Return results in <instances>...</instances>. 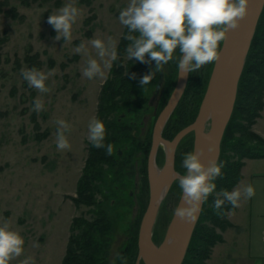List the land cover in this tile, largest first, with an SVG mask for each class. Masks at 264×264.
Instances as JSON below:
<instances>
[{
    "label": "rangeland",
    "instance_id": "obj_1",
    "mask_svg": "<svg viewBox=\"0 0 264 264\" xmlns=\"http://www.w3.org/2000/svg\"><path fill=\"white\" fill-rule=\"evenodd\" d=\"M65 2L0 0V221L8 220L25 237L24 252L10 264H20L26 256L33 257L34 264H61L73 218L91 220L97 216L92 205H77L72 200L91 143L88 122L97 116L101 89L112 77V64L139 61L127 56L129 40L126 39L125 47L120 45L126 26L119 21V11L128 0H76L82 12L73 24L70 40L56 39V30L48 21V16ZM97 36L106 41L112 38L118 59L104 69V76L88 78L83 74L88 57H96L102 66L106 58L99 57L90 43L86 53L75 49L82 41L88 42ZM213 64L211 61L189 73L185 90L163 127L165 138L172 139L195 119ZM32 66L45 72L51 70L48 92L41 93L24 79L22 70ZM178 70L175 60L170 61L164 70L156 72L149 85L141 84L135 103L102 118L107 121L105 126L121 119L126 127L121 141L112 146L113 163L101 165L98 178L94 179L98 186L95 199L99 201L103 197L100 188L111 191L109 197L113 199L110 208L113 227L107 235L105 264H136L140 222L149 199L147 162L151 143L147 140L152 139L158 116L154 114L155 108L158 106L159 112L166 104ZM161 72L159 100L150 104ZM137 82L140 84L139 79ZM37 96L44 101V108L39 112L33 109ZM164 97L161 105L160 99ZM58 118L71 125L67 132L70 148H57ZM253 125L252 131L256 133ZM193 139L190 132L177 145L178 174L186 171L182 166L183 153L193 150ZM161 146L155 157L158 169L165 161V148ZM227 153L237 159L232 150L228 149ZM245 159L249 158H242L243 163ZM181 191L175 179L159 204L152 234L157 244L165 236ZM223 231H218L221 236ZM78 233L79 229L73 231L75 236ZM134 240L136 246H133ZM127 248L134 251L131 260L127 258Z\"/></svg>",
    "mask_w": 264,
    "mask_h": 264
},
{
    "label": "clouds",
    "instance_id": "obj_2",
    "mask_svg": "<svg viewBox=\"0 0 264 264\" xmlns=\"http://www.w3.org/2000/svg\"><path fill=\"white\" fill-rule=\"evenodd\" d=\"M250 0H128L119 11V21L127 26L126 46L129 59L149 64L155 60V67L140 77V83L149 85L158 70L163 69L170 61L175 60L179 74H187L200 69L203 65L217 61L221 55L220 43L226 39L230 28L238 27L241 19L249 11ZM82 10L76 0H67L56 12L48 16V21L56 30V39L72 38L73 24L81 16ZM90 43L97 54L104 59L103 66L94 56H89L83 68L88 78L104 76V69L118 59V51L111 37L107 41L102 37H93L88 42L82 41L76 46L77 52H87ZM174 53H176L174 55ZM147 54V55H146ZM23 77L33 88L41 93L48 92L47 83L51 70L35 66L22 70ZM133 76L136 74L133 73ZM44 108L43 98H34L33 109L37 112ZM56 145L58 149L70 148L67 132L71 130L69 122L63 118L57 120ZM89 140L96 147H106L112 153V144L105 145L106 126L98 116L88 122ZM213 149V146H209ZM205 148L189 150L183 153L182 166L186 170L175 179L182 189V200L175 208V215L182 220L195 222L201 210V204L207 200L216 188V177L222 175L223 162L201 158ZM252 183L237 185L233 189H221L214 201V207L222 210L225 203L239 206L242 199L255 195ZM25 237L14 228L8 220L0 221V264L10 261L24 252ZM147 264L145 257L139 255L136 264ZM20 264H34V258L26 256Z\"/></svg>",
    "mask_w": 264,
    "mask_h": 264
},
{
    "label": "trees",
    "instance_id": "obj_3",
    "mask_svg": "<svg viewBox=\"0 0 264 264\" xmlns=\"http://www.w3.org/2000/svg\"><path fill=\"white\" fill-rule=\"evenodd\" d=\"M127 32L128 28L126 26L121 39V47H125L128 43L126 40ZM122 51L124 50H120L121 54L123 53ZM154 67L155 60L151 64L142 61H130L128 64H117L115 66L113 63L111 66L112 77L107 79L101 89L97 116L102 119L104 115L106 117L110 113L121 110L124 105L130 107L135 103L142 87L141 83H136V81L140 80V77L145 72L150 71ZM133 73L136 75L133 76ZM132 98L135 100L132 101ZM160 100L162 105L165 97ZM263 107L264 7L239 79L234 109L222 138L218 159L223 162L222 175L216 177L217 188L209 194L207 200L203 201L201 214L182 264H205V261L210 256L212 247L222 241V236L218 231H223L230 226L226 219V214L235 207L225 203L222 206V210H217L214 207V201L221 189L227 188L231 190L241 178L242 158L264 157V141L252 131V125L260 116ZM124 110L122 109V111ZM119 120L115 119L111 124L107 123L106 130L108 129V131L105 136V145L111 143L113 146L116 141H121V136L124 131L126 132V127L121 124V119ZM103 121L105 120L103 119ZM237 132L239 136H235ZM150 141L151 138H148L147 142L149 143ZM228 149L237 155V159L227 153ZM113 158H115L114 154H108L106 147H96L90 143L85 167L77 184L76 196L72 200L77 205H92L97 216L91 220H84L82 217L73 218L71 234L68 238L66 252L61 264L106 263L104 256L107 241H109L107 235L113 227V220L110 216L113 199L109 197L111 191H105L103 188L99 189L103 197L99 201L95 199V190L98 186L95 184L94 179L98 178L100 166L106 163L112 164ZM75 229H79V233L76 236L73 235ZM135 241L133 246H136ZM133 253L134 251L132 250L127 251L129 260H131Z\"/></svg>",
    "mask_w": 264,
    "mask_h": 264
},
{
    "label": "water",
    "instance_id": "obj_4",
    "mask_svg": "<svg viewBox=\"0 0 264 264\" xmlns=\"http://www.w3.org/2000/svg\"><path fill=\"white\" fill-rule=\"evenodd\" d=\"M263 7L264 0H250L248 14L241 19L238 27L228 30L226 39L220 46L221 55L217 61H214L195 119L180 129L172 139L163 137V127L181 98L189 75V73L179 74L178 70L174 88L155 120L147 162L149 199L140 222L138 240V256L143 255L147 264L183 263L203 202L195 222L182 220L175 215L174 210L163 240L157 244L152 237L159 204L178 175L175 169L176 148L185 135L193 132V150L205 148L201 157L205 163L213 158L219 159L224 131L234 109L239 79ZM162 79L161 72L150 104H153L159 96ZM159 145L165 148V161L156 174L155 157ZM210 145L213 149L209 148ZM181 198L182 191L177 206L185 202Z\"/></svg>",
    "mask_w": 264,
    "mask_h": 264
},
{
    "label": "crops",
    "instance_id": "obj_5",
    "mask_svg": "<svg viewBox=\"0 0 264 264\" xmlns=\"http://www.w3.org/2000/svg\"><path fill=\"white\" fill-rule=\"evenodd\" d=\"M253 129L264 141V107ZM240 173L235 186L250 182L255 195L227 213L230 226L223 231V240L213 246L206 264H264V157L245 159Z\"/></svg>",
    "mask_w": 264,
    "mask_h": 264
},
{
    "label": "flooded vegetation",
    "instance_id": "obj_6",
    "mask_svg": "<svg viewBox=\"0 0 264 264\" xmlns=\"http://www.w3.org/2000/svg\"><path fill=\"white\" fill-rule=\"evenodd\" d=\"M159 97H160V94H159V96L157 97V99H156V102H158V100H159ZM154 104V103H153ZM157 108H158V106L155 108L156 110H155V112H154V114H159V112H157ZM162 135H163V131H162ZM164 137V136H163ZM168 139V138H167ZM151 141H152V139H151ZM151 141H150V143H151ZM159 146H161V145H159ZM150 147H151V144H150ZM162 147V146H161ZM176 153V152H175Z\"/></svg>",
    "mask_w": 264,
    "mask_h": 264
},
{
    "label": "bare ground",
    "instance_id": "obj_7",
    "mask_svg": "<svg viewBox=\"0 0 264 264\" xmlns=\"http://www.w3.org/2000/svg\"><path fill=\"white\" fill-rule=\"evenodd\" d=\"M155 171H156V174H158V173H159V169H158V168H155Z\"/></svg>",
    "mask_w": 264,
    "mask_h": 264
}]
</instances>
